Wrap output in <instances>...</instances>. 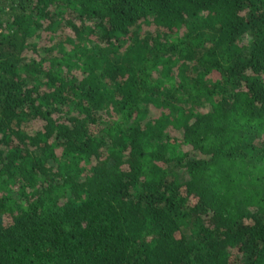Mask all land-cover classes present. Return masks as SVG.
Segmentation results:
<instances>
[{"label": "trees", "instance_id": "obj_1", "mask_svg": "<svg viewBox=\"0 0 264 264\" xmlns=\"http://www.w3.org/2000/svg\"><path fill=\"white\" fill-rule=\"evenodd\" d=\"M0 264H264V0H0Z\"/></svg>", "mask_w": 264, "mask_h": 264}]
</instances>
